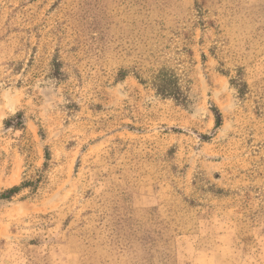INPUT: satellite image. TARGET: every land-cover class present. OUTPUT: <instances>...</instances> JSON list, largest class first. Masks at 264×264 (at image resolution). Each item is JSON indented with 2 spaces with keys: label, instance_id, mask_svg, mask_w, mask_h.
<instances>
[{
  "label": "rangeland",
  "instance_id": "1",
  "mask_svg": "<svg viewBox=\"0 0 264 264\" xmlns=\"http://www.w3.org/2000/svg\"><path fill=\"white\" fill-rule=\"evenodd\" d=\"M25 182L0 264H264V0H0V194Z\"/></svg>",
  "mask_w": 264,
  "mask_h": 264
},
{
  "label": "trees",
  "instance_id": "2",
  "mask_svg": "<svg viewBox=\"0 0 264 264\" xmlns=\"http://www.w3.org/2000/svg\"><path fill=\"white\" fill-rule=\"evenodd\" d=\"M149 81L151 87L161 98L171 99L176 103L185 102L186 96L181 88L180 78L177 76V74L173 72V69L166 66L155 68V70H153V72L151 73ZM231 84H235V82L232 81ZM240 87L241 88H239V93L242 95L244 85H241ZM218 122L219 120L217 118L216 126H218ZM29 185V182H25L22 183L20 186H15L6 190L5 192L0 194V200L12 198L13 196L17 195L21 189Z\"/></svg>",
  "mask_w": 264,
  "mask_h": 264
}]
</instances>
